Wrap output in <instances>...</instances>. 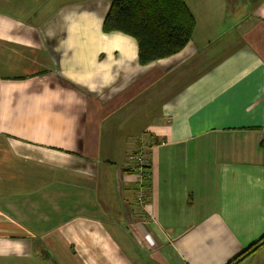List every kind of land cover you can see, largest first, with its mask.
I'll return each mask as SVG.
<instances>
[{
  "label": "crops",
  "instance_id": "0c3cea01",
  "mask_svg": "<svg viewBox=\"0 0 264 264\" xmlns=\"http://www.w3.org/2000/svg\"><path fill=\"white\" fill-rule=\"evenodd\" d=\"M110 6L0 0V264H231L264 237V0H187L146 65Z\"/></svg>",
  "mask_w": 264,
  "mask_h": 264
},
{
  "label": "trees",
  "instance_id": "16d2710c",
  "mask_svg": "<svg viewBox=\"0 0 264 264\" xmlns=\"http://www.w3.org/2000/svg\"><path fill=\"white\" fill-rule=\"evenodd\" d=\"M195 20L187 0H111L104 20L105 33L118 32L134 38L142 65L166 59L182 51L192 38ZM149 173L148 164L142 168ZM264 237L234 262L254 253Z\"/></svg>",
  "mask_w": 264,
  "mask_h": 264
},
{
  "label": "built area",
  "instance_id": "2783aa9c",
  "mask_svg": "<svg viewBox=\"0 0 264 264\" xmlns=\"http://www.w3.org/2000/svg\"><path fill=\"white\" fill-rule=\"evenodd\" d=\"M134 160H135V162H138L139 163V165L141 166V168H143V166L145 165L144 163H145L146 159L142 155L136 156Z\"/></svg>",
  "mask_w": 264,
  "mask_h": 264
},
{
  "label": "rangeland",
  "instance_id": "374dc122",
  "mask_svg": "<svg viewBox=\"0 0 264 264\" xmlns=\"http://www.w3.org/2000/svg\"><path fill=\"white\" fill-rule=\"evenodd\" d=\"M136 163H138V162H136ZM139 164V163H138ZM139 167L141 168V166L139 165ZM144 171V170H143Z\"/></svg>",
  "mask_w": 264,
  "mask_h": 264
},
{
  "label": "bare ground",
  "instance_id": "6f19581e",
  "mask_svg": "<svg viewBox=\"0 0 264 264\" xmlns=\"http://www.w3.org/2000/svg\"><path fill=\"white\" fill-rule=\"evenodd\" d=\"M145 183V182H144Z\"/></svg>",
  "mask_w": 264,
  "mask_h": 264
}]
</instances>
